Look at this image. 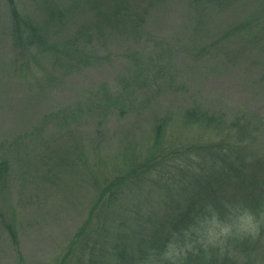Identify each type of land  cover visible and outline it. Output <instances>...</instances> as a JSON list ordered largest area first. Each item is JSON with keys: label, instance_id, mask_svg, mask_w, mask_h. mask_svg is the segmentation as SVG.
Here are the masks:
<instances>
[{"label": "rangeland", "instance_id": "obj_1", "mask_svg": "<svg viewBox=\"0 0 264 264\" xmlns=\"http://www.w3.org/2000/svg\"><path fill=\"white\" fill-rule=\"evenodd\" d=\"M99 1L14 0L19 19L37 31L19 42L18 22L0 0V161L9 163L0 184V264H59L70 247L77 252L71 240L90 207L106 204L108 195L98 196L116 169L147 161L152 146L173 160L192 139L182 124L171 130L188 109L232 127L226 164L244 165V174L264 167V0H134L140 17L127 24L117 1ZM162 118L163 147L153 131ZM235 125L250 127L249 149L232 147ZM197 139L186 146L191 154ZM63 155L66 173L57 166ZM119 196L139 197L126 187ZM240 209L216 219L234 225ZM208 216L173 240L185 248L181 264H220L226 254L233 264H264V224L248 235L247 255L233 253L245 236L205 244Z\"/></svg>", "mask_w": 264, "mask_h": 264}, {"label": "trees", "instance_id": "obj_2", "mask_svg": "<svg viewBox=\"0 0 264 264\" xmlns=\"http://www.w3.org/2000/svg\"><path fill=\"white\" fill-rule=\"evenodd\" d=\"M13 1L7 0L15 21L18 22L14 28L16 39L22 42L24 37L30 38L37 31L27 20L19 19ZM114 1H117L114 6L115 14L117 18L121 17L122 24L131 23L134 16H139L137 8L140 4H135L134 0ZM97 4H100L99 0ZM58 17L61 18L59 14ZM106 17L107 14L102 16L104 23L108 25L110 16L108 23L105 21ZM97 27L101 26L96 25ZM210 114L203 108L195 107L190 111L188 109L182 121L173 124L172 132L182 124L184 130L193 133L192 139L186 141L175 159L167 160L161 153L158 154L157 146H152L147 161L138 160L128 169L129 172L124 174L120 169H116L111 175L115 181L111 185L110 182H105L98 196L101 199V196L108 195L106 204L101 203L102 200L99 199L94 207H90L89 213L78 227L74 240H71L73 244L77 242V252L70 247L59 264H99V261L101 264H147L149 257L158 259L169 242L187 233L190 225L205 213L209 214V208L219 215H224L226 208L236 205H241L242 209L255 214L263 213L264 181L260 178L264 167L258 164L256 170L244 174V165L232 162L226 164L221 152L228 148L227 139L232 127L224 119ZM167 122L169 121L162 118V122L157 121L153 129L162 147L168 132ZM233 127L237 129V139L232 147L244 146L249 149L252 133L250 127ZM197 137L199 154H191L186 146L196 141L193 139ZM242 152L239 158L241 163L242 158L246 156L245 152ZM63 163H67L64 155L60 157L57 166L63 168L66 173ZM8 172L9 163L2 159L0 184ZM146 177L153 183L145 180ZM154 183L160 187L153 190ZM124 187L132 191V194L138 193L139 197L133 202L127 197L120 200L119 195ZM3 226L11 240L16 243L18 233L13 224L5 222ZM91 228L95 229V232L89 234ZM253 240L248 236L243 237V241L237 242L233 253L243 250L247 255H253L246 243ZM190 254L191 252L188 253ZM98 255H101V260ZM107 256L110 261L105 260ZM186 258H183L181 263ZM247 263L253 264L248 260L244 264ZM220 264H233L231 256L224 255Z\"/></svg>", "mask_w": 264, "mask_h": 264}, {"label": "clouds", "instance_id": "obj_3", "mask_svg": "<svg viewBox=\"0 0 264 264\" xmlns=\"http://www.w3.org/2000/svg\"><path fill=\"white\" fill-rule=\"evenodd\" d=\"M208 212L207 222L211 227L203 234L202 239L205 244L222 243L236 235H255L260 230L261 225L264 224V218L247 209H240L237 212L234 225L220 224L216 219L214 210L209 208ZM184 254L185 248L177 247L174 243L169 242L160 257L158 259L149 257L147 264H181Z\"/></svg>", "mask_w": 264, "mask_h": 264}]
</instances>
